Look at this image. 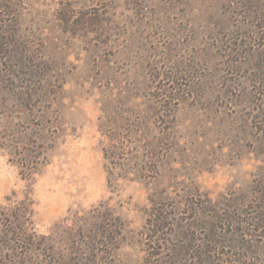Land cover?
I'll return each instance as SVG.
<instances>
[{
	"label": "rangeland",
	"instance_id": "obj_1",
	"mask_svg": "<svg viewBox=\"0 0 264 264\" xmlns=\"http://www.w3.org/2000/svg\"><path fill=\"white\" fill-rule=\"evenodd\" d=\"M0 264H264V0H0Z\"/></svg>",
	"mask_w": 264,
	"mask_h": 264
}]
</instances>
